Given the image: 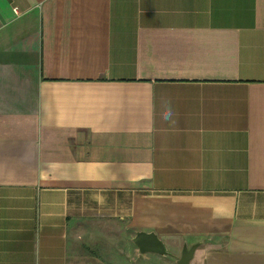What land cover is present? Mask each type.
Wrapping results in <instances>:
<instances>
[{"label":"crops","instance_id":"1","mask_svg":"<svg viewBox=\"0 0 264 264\" xmlns=\"http://www.w3.org/2000/svg\"><path fill=\"white\" fill-rule=\"evenodd\" d=\"M195 244L264 264V0H0V264Z\"/></svg>","mask_w":264,"mask_h":264},{"label":"water","instance_id":"2","mask_svg":"<svg viewBox=\"0 0 264 264\" xmlns=\"http://www.w3.org/2000/svg\"><path fill=\"white\" fill-rule=\"evenodd\" d=\"M132 242L137 246L141 254L152 253L161 256L168 254L165 244L154 232L140 231L133 238ZM198 247L199 244H195L190 248L187 245H184L181 257L177 260V264H191Z\"/></svg>","mask_w":264,"mask_h":264}]
</instances>
